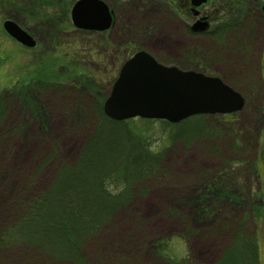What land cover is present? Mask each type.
<instances>
[{"label": "rangeland", "instance_id": "obj_1", "mask_svg": "<svg viewBox=\"0 0 264 264\" xmlns=\"http://www.w3.org/2000/svg\"><path fill=\"white\" fill-rule=\"evenodd\" d=\"M104 1L115 15L111 29L60 33L45 54L42 42L25 49L4 34L7 13L35 29L19 12L0 8V238L23 202L46 189L60 165L77 161L97 132L90 89L94 80L107 93V78L117 74L107 65L115 60V43L123 60L137 46L166 64L205 66L241 91L246 103L238 112L189 117L180 128L141 118L128 128L107 123L92 164L109 171L121 164L128 176L139 175L144 165L122 158L133 159L129 130L156 155L158 171L136 183L131 199L82 241V262L49 260L19 243L0 244V264H222L241 225L244 236L255 235L249 205L252 191L264 186V0H244L232 14L231 0H208L202 11L216 20L211 34L189 33V15L170 0ZM234 249L228 253L234 264H243L241 243Z\"/></svg>", "mask_w": 264, "mask_h": 264}, {"label": "trees", "instance_id": "obj_2", "mask_svg": "<svg viewBox=\"0 0 264 264\" xmlns=\"http://www.w3.org/2000/svg\"><path fill=\"white\" fill-rule=\"evenodd\" d=\"M231 1L230 14L234 13V10L239 8L244 0ZM69 4V0H0L1 11L10 9V12H19L28 25L41 32L43 38L45 35L52 37L59 27L68 26L66 16ZM19 23L25 26L24 22ZM224 26L225 28L230 27L229 24ZM204 67L195 66L193 69L205 71ZM228 83L233 86L232 83ZM102 99L101 96L93 95V102L89 107L99 120L97 134H93L86 142L77 161L60 165L49 186L35 197L23 202L22 212L3 231L0 238L1 246L20 243L35 248L41 256L42 254L48 256L49 260L82 262L80 253L82 241L96 234L97 230L114 216L116 210L131 199L136 183L151 178L149 174L152 171H158L156 155L149 153L142 143H139V140H135L134 134L126 129L128 147H131L133 159L128 153L123 157L121 153H118L117 158H130L143 164L145 168L140 171L139 175L128 176L119 168L121 164L114 170L116 173L120 171L117 175H107L114 171L101 169V164L95 161L92 164V155L98 153L97 148L100 145L98 133L101 132V127L112 123L128 128L127 124L132 120L114 121L105 117L102 111ZM199 116L202 115L194 117ZM147 121H160L179 128L182 123V121L178 124L164 120ZM181 128L185 130V127ZM178 135L177 133L175 136ZM110 186L113 190L109 189ZM211 188L215 189L214 182H211ZM208 191L212 190L206 192ZM221 192L230 195V192L223 190ZM163 243L164 240L161 241V244ZM240 243L243 264H256L252 237L238 232L235 246ZM234 248L224 253L222 264L227 262L234 264L233 257L228 254L235 250Z\"/></svg>", "mask_w": 264, "mask_h": 264}, {"label": "water", "instance_id": "obj_3", "mask_svg": "<svg viewBox=\"0 0 264 264\" xmlns=\"http://www.w3.org/2000/svg\"><path fill=\"white\" fill-rule=\"evenodd\" d=\"M206 0H191L195 6ZM264 13V4L262 5ZM76 27L106 29L111 14L102 0H76L71 8ZM203 22L195 30L203 31ZM3 29L15 40L34 46L32 36L11 19H3ZM240 92L225 84L218 76L176 66H165L139 50L122 65L112 88L104 99L103 111L114 120L134 116L165 119L176 123L198 113H228L242 108Z\"/></svg>", "mask_w": 264, "mask_h": 264}, {"label": "flooded vegetation", "instance_id": "obj_4", "mask_svg": "<svg viewBox=\"0 0 264 264\" xmlns=\"http://www.w3.org/2000/svg\"><path fill=\"white\" fill-rule=\"evenodd\" d=\"M165 1H167V0H165ZM170 1L171 2H169V1L168 2L171 4H174V5L180 6L181 8H183V11H186V13L189 15V19H190V21H192L191 23H187V25H186V29L189 33L199 32L197 30L195 31V29H194V28L199 27V23L197 22L198 19L205 20L208 23L207 29H205L204 32H202V34L213 33L211 26L213 25L214 21H216V20H214L212 18L211 13L207 12L206 10L202 11V6L198 7L196 9V11L193 13V10H191V4H190L189 0H176V1L170 0ZM114 21H115V16H114ZM111 28H112V26L109 29H111ZM109 29H107L105 31H108ZM71 30L74 31V27L68 26L67 29L64 27H61V28L59 27V29L55 30L53 37H50L51 39L48 42H43L46 39V37L45 38H41V37L39 38L38 37L39 36L38 31L35 30V32H33L30 30V32L35 33L33 36H34V39H36L37 44L38 43L40 44V42L42 41L44 44V48H47L48 44H51L50 43L51 40H53L54 45L57 46V43L59 41L58 37H59L60 33H64V32L71 31ZM105 31H102V32L87 31V32L99 33L102 35L103 33H105ZM220 37H222L221 34H220ZM114 46L115 47L110 52V54L113 52V54H112L113 57L115 56L114 62H113V60L110 61L109 58H106V59L109 60L107 65L115 66L114 68L118 72L122 63H123V58H122V56H119V54H120L119 52L118 53L116 52L121 48L120 45H118V44L116 45V43H115ZM136 47L133 48L132 52L139 50V49H142V48H139V47L136 48ZM132 52H131V54H132ZM110 59H112V58H110ZM158 61H160L163 64L164 63L166 64V62L161 61L159 59H158ZM167 63H169V64H166V65H177V64L172 63V62H167ZM97 69L100 70V68H97ZM107 79H108L107 81L111 80V78H107ZM95 92L98 95H100L102 93L99 90H96ZM244 209H246V208H243L241 210L243 213H244ZM249 209H250L251 215L254 217V222H255V230L253 231V233H255V235H253V241H254V254H255V257L257 259L256 263L257 264H264V186L263 187H256L252 191V201H251V204L249 205ZM255 236H256V239H255Z\"/></svg>", "mask_w": 264, "mask_h": 264}]
</instances>
